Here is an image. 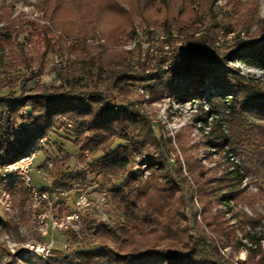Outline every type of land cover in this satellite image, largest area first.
Masks as SVG:
<instances>
[{
	"label": "trees",
	"instance_id": "trees-1",
	"mask_svg": "<svg viewBox=\"0 0 264 264\" xmlns=\"http://www.w3.org/2000/svg\"><path fill=\"white\" fill-rule=\"evenodd\" d=\"M155 2L167 11L161 21L166 34L162 43L174 46L180 42L173 52L153 56L149 50L143 51L140 42L130 50L104 52L98 50L102 44L92 46L86 42L88 36L96 34L118 43L123 37L133 40L135 20L150 22L142 13ZM37 6L51 26L26 21L17 28L12 22L0 26V87L10 83L3 75L30 67L34 55L42 60L66 46L76 59L61 70V84L56 89L38 88L18 96L0 94V163L33 150L41 138L49 139L45 133L53 127L62 128L72 135L69 139L95 175L119 181L110 196L112 205L124 217L118 227L104 223L97 226L94 234L101 238L97 248L69 254L52 250L46 256L50 263L105 264L112 258L114 264H134L136 259H151L152 264H235L234 253L244 251L245 258L237 259V264H264L263 216L254 207L256 195L242 186L247 167L227 156V150L229 164L219 178L207 177L205 167L189 156L182 159L183 171L180 162L169 160L164 149L167 141L155 132L149 116L141 110L139 104L144 98L138 94L143 89L150 92L152 99L165 94L174 96L180 90L177 79H181L194 89L191 96L198 95L205 81L223 78L233 86V95L217 92L216 96L228 102L229 114L243 112L258 120L253 129L259 137L256 148L264 158V88L257 80L239 75L226 65L227 59L239 56L264 69V25L259 36H249L250 27L262 24L264 18H257L252 6L241 9L239 0L221 5L215 0H41ZM64 12L82 22L74 32L80 41L68 44L56 34L55 30L60 29L59 14ZM8 14V10L0 8V23ZM92 21L114 28L101 33L93 31L94 27L84 28L83 24L89 26ZM29 26L33 27L31 31ZM14 32L15 38L25 36L11 49ZM230 32L235 36L228 38ZM240 32L244 37L240 38ZM185 95L191 97L188 92ZM21 110L26 113L21 114ZM254 113L262 118L256 119ZM18 123L29 124L26 133L15 132V127H21ZM116 140L122 142L113 146ZM140 143L156 146L162 159L160 164L148 160L146 165L152 172L146 180L128 172ZM216 143L222 148L236 144L221 136ZM45 151L49 154L50 148L47 146ZM156 169H160L158 174ZM66 178L85 180L82 174L67 175L54 184L65 189L62 181ZM7 189L22 210L25 191L12 185ZM245 205L251 208L252 215L242 209ZM197 213L204 225L198 222ZM19 219L28 224V212L23 209ZM104 239H109L115 249H110ZM227 246L231 250L228 257L218 250Z\"/></svg>",
	"mask_w": 264,
	"mask_h": 264
},
{
	"label": "rangeland",
	"instance_id": "rangeland-1",
	"mask_svg": "<svg viewBox=\"0 0 264 264\" xmlns=\"http://www.w3.org/2000/svg\"><path fill=\"white\" fill-rule=\"evenodd\" d=\"M40 1L0 0V8H5L9 11V14L4 16L0 26L7 22H12L15 24L14 28H17L23 21L51 26L49 20L42 17V11L37 6ZM226 1L228 0H215V3L221 5ZM178 4L177 2V6ZM239 6L241 9L245 8V6H252L257 11V18H264V0H239ZM173 10H176L175 7ZM166 12V8L158 2L152 3L142 13V17L150 22L138 18L133 24L134 27L144 24L153 25L152 27L156 32L153 31V34L151 33L149 36L153 40L152 46L155 51H151L153 56L164 53L162 45H165V50L170 51V53L173 52L175 47L180 46L179 41L170 47L169 44L162 43L165 38L163 36H166V34L163 33L161 21ZM59 15L60 18L57 22H59L60 29L55 30L56 34L62 35L64 42L68 44L80 41L81 37H75L76 34L74 32L81 28L82 22L77 21L67 12ZM262 25H264V20L262 24H253L249 29L251 34L249 36H259L258 32ZM83 26L89 29L94 27L93 31L96 33L110 32L114 28V26L104 24V22L97 24L93 21L89 26L86 24H83ZM32 28L29 26L27 29L31 31ZM24 36L19 35L15 38L14 32L10 48L14 49L15 43L23 40ZM234 36L233 32L231 35L230 33L227 34L228 38ZM239 36L240 38L244 37V33L240 32ZM99 37L97 34L96 36H88L86 42L92 46L102 44L103 46H100L98 50L104 52L108 49L118 48L130 50L127 46L133 43V40L127 41L125 37L119 43ZM143 51L145 50L143 49ZM65 55L68 56V59L64 58ZM55 56L62 57L61 66H57L60 63L55 62ZM33 57L35 60L30 67H20L15 72L3 75L4 77L2 78L5 81H10V85L7 84L0 87V94L12 93L18 96L22 93L28 94L31 90L36 91L38 88H58L61 84V70L66 69L76 59V54L64 46L59 51L48 53L42 60H38V54ZM39 61H42V64H39ZM226 65L239 75H243L253 81L257 80L261 87L264 88L263 68L250 65L239 56L227 59ZM177 82L180 90L174 96L165 94L158 99H152L149 91L138 90L139 98H144L139 104L141 110L149 116L155 127V132L162 137L163 141H167L164 149L168 152L169 160L180 162L183 171H185L182 159L185 156H189L202 164L207 171L205 175L212 179L222 176L223 171L229 164L227 156L246 166L247 173L242 181V186L246 188L247 192L256 195L254 207L263 216L262 222L264 223V158L260 157V151L256 148L259 137L253 129L254 122L257 123L258 120L255 121L250 116H245L243 112L235 116L229 114L228 102L216 96L217 92L227 94L228 97L233 95V86L223 78L208 79L200 85V93L192 96L191 94L195 92L191 86H187V83L181 79H177ZM22 84H24L23 89L21 87ZM185 92H188L191 97L186 98ZM208 95H210V100ZM119 104L122 105V103ZM207 111L209 112L208 114L205 113ZM253 117L260 119L262 115L254 113ZM22 124L18 123V126H21L20 128L15 127L16 133L22 132ZM45 134L51 141L48 144L50 153L47 154L44 148L38 151V144L41 145L47 139L46 137L41 138L39 143L34 145L35 147L31 150L35 153L31 177L39 188L49 190L53 198L54 213L58 217L75 212L77 213V219L72 221L73 223L66 230H47L45 233L43 229L39 228V224L32 219L31 213L32 207H34V200H31V197L34 196L27 191L23 182L12 181V183L9 182L6 185L0 183V187H5V191L9 194V205L6 207L0 203V264H51L43 252L27 247L26 243L42 242L47 244L52 242V250L69 254L81 249L97 248L99 246L98 240L100 241L101 238L99 237L98 239V235L94 234V232L100 223H104L111 228L118 227L124 223V217L114 208L110 196V190L118 185L119 181L95 175L86 162L82 161V153L73 145L71 142L72 138L69 139V136L72 135L69 134L68 136L62 128L55 126ZM219 136L221 138L228 137L230 141H235L236 144L225 145L223 148L216 146ZM121 142V140H116L113 146ZM227 150H229V153L226 154ZM47 155L54 160L52 168L44 164V160L48 158ZM149 159H153L157 164L162 163L159 149L151 143H140L136 154L129 162L128 172L134 174L139 180H146L152 172V169L146 165ZM39 167L42 168L41 172H37ZM159 172L160 169L155 170L156 174ZM165 172L164 169L162 174H165ZM75 174H82L85 176V180L80 178L69 180L66 178L62 181L67 186L65 189L60 187V185L56 186L54 184V182H58L61 176L70 175L72 177ZM8 185L15 186L17 190L22 188L25 191L26 203L22 210L24 209L28 212V224L22 223L19 219V214L22 210L15 205L7 189ZM80 194L84 197L80 198ZM242 209L250 215L253 214L251 208L246 205L242 206ZM196 218L201 225H204L200 213H197ZM104 240L110 249H115V245L109 239ZM218 250L220 254L226 257L231 253L228 246L220 247ZM244 258L245 252L240 251L234 253L233 261L237 264V259L243 260ZM60 264L74 263L62 262ZM105 264H114V259L109 258L105 261ZM119 264L128 263L122 262ZM134 264H152V260L136 259Z\"/></svg>",
	"mask_w": 264,
	"mask_h": 264
},
{
	"label": "built area",
	"instance_id": "built-area-1",
	"mask_svg": "<svg viewBox=\"0 0 264 264\" xmlns=\"http://www.w3.org/2000/svg\"><path fill=\"white\" fill-rule=\"evenodd\" d=\"M232 32H230L231 35ZM135 36H139V42L141 47L144 50H153L151 37L147 36V28L145 29H137V34ZM165 37V35L163 36ZM162 49L164 53H170V51L165 50V45H162ZM155 52V51H154ZM68 59V58H65ZM62 64H57V66H61ZM21 114L26 113L25 110H21ZM29 126L28 123L22 124V132L26 133V127ZM48 143H50L49 139H45L44 142L39 145L38 151H41L43 148L47 149ZM44 164L47 167L51 168L53 165V160L51 158H46L44 160ZM33 156L29 157L27 160H23L19 162V164L12 165L10 167L2 168V173L0 176H4L8 172H22L26 174L28 177V173H32L33 171ZM42 168H37V172H41ZM30 186L34 187V197H31V200H34V207L32 210V219L35 220L39 224V228L44 230L46 233L47 230H66L68 226L71 225L77 219V213L73 212L71 214H66L63 217H58L57 214L54 213V205L53 198L49 190L41 189L38 187L35 181H30ZM80 198L84 196L82 194L79 195ZM0 203L4 206L9 205V194L5 191V188L0 187ZM45 228V229H44ZM27 247L40 250L45 255H50L52 250V242L43 244L42 242L37 243H26Z\"/></svg>",
	"mask_w": 264,
	"mask_h": 264
},
{
	"label": "bare ground",
	"instance_id": "bare-ground-1",
	"mask_svg": "<svg viewBox=\"0 0 264 264\" xmlns=\"http://www.w3.org/2000/svg\"><path fill=\"white\" fill-rule=\"evenodd\" d=\"M152 26L153 25L148 26L147 24H144L142 26L141 25L140 26H135L134 27V34H137V29H145V28H147V36L149 37L150 34L153 31H155ZM132 42H133L132 44H128V46H127L128 49H132L137 44L136 42H139V36H135V38L133 39ZM64 58H67V55H65ZM54 60H55V62L60 63V64L63 62L62 57H60V56H55L54 57ZM31 156H33V161H34V159H35V153L33 151H29L28 153H26V154L18 157L17 159H15V160H13L11 162H8V163H0V175L2 173V168H4V167H10L12 165L19 164V162H21L23 160H27ZM12 181H16V182L17 181H22L23 184L26 186L27 191H29L34 196V187L33 186H30V181H33L32 177H31V173H28V177H26V174H24L22 172H8L4 176H1L0 177V183L2 185H6L9 182L12 183Z\"/></svg>",
	"mask_w": 264,
	"mask_h": 264
}]
</instances>
